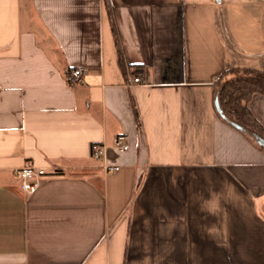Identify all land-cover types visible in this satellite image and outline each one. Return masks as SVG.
<instances>
[{
	"label": "crops",
	"instance_id": "1",
	"mask_svg": "<svg viewBox=\"0 0 264 264\" xmlns=\"http://www.w3.org/2000/svg\"><path fill=\"white\" fill-rule=\"evenodd\" d=\"M237 69L264 72V0H0V264H264V151L215 98Z\"/></svg>",
	"mask_w": 264,
	"mask_h": 264
},
{
	"label": "trees",
	"instance_id": "2",
	"mask_svg": "<svg viewBox=\"0 0 264 264\" xmlns=\"http://www.w3.org/2000/svg\"><path fill=\"white\" fill-rule=\"evenodd\" d=\"M216 84L215 98L222 118L239 126L264 151V126L248 107L254 95L264 96V72L252 69L232 70Z\"/></svg>",
	"mask_w": 264,
	"mask_h": 264
},
{
	"label": "built area",
	"instance_id": "3",
	"mask_svg": "<svg viewBox=\"0 0 264 264\" xmlns=\"http://www.w3.org/2000/svg\"><path fill=\"white\" fill-rule=\"evenodd\" d=\"M85 73L84 68L78 67L72 69L69 76V82L72 85H79L84 82ZM220 80V79H219ZM143 82L142 77L140 75L136 76L130 82V85L141 84ZM126 136L120 135L117 136L114 140V146L119 151H127L130 148V145L126 142ZM106 156V147L103 145H97L93 147L92 157L93 159L102 160ZM104 173L110 174L115 173L120 170V167L114 164H104L103 166ZM15 176L19 179L21 190L27 193H34L38 186L40 185L42 179L47 176L45 169L35 168L32 164H27L23 167V169H19L15 171Z\"/></svg>",
	"mask_w": 264,
	"mask_h": 264
},
{
	"label": "water",
	"instance_id": "4",
	"mask_svg": "<svg viewBox=\"0 0 264 264\" xmlns=\"http://www.w3.org/2000/svg\"><path fill=\"white\" fill-rule=\"evenodd\" d=\"M216 104H217V108H218V102H216Z\"/></svg>",
	"mask_w": 264,
	"mask_h": 264
}]
</instances>
